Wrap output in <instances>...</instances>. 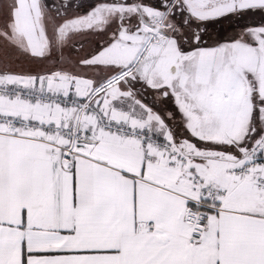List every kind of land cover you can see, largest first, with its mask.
Wrapping results in <instances>:
<instances>
[{
  "label": "snow or ice",
  "instance_id": "6c2138e0",
  "mask_svg": "<svg viewBox=\"0 0 264 264\" xmlns=\"http://www.w3.org/2000/svg\"><path fill=\"white\" fill-rule=\"evenodd\" d=\"M0 264H264V0H0Z\"/></svg>",
  "mask_w": 264,
  "mask_h": 264
},
{
  "label": "flooded vegetation",
  "instance_id": "af4514ba",
  "mask_svg": "<svg viewBox=\"0 0 264 264\" xmlns=\"http://www.w3.org/2000/svg\"><path fill=\"white\" fill-rule=\"evenodd\" d=\"M78 2H79V0H78ZM90 2H93V3H94V2H95V0H90ZM81 11H83V10H81Z\"/></svg>",
  "mask_w": 264,
  "mask_h": 264
}]
</instances>
